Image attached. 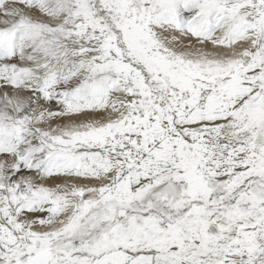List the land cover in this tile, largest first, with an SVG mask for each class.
<instances>
[{
    "label": "rangeland",
    "instance_id": "374dc122",
    "mask_svg": "<svg viewBox=\"0 0 264 264\" xmlns=\"http://www.w3.org/2000/svg\"><path fill=\"white\" fill-rule=\"evenodd\" d=\"M22 1L0 0V3L5 2L9 9L16 10L18 8L17 18L20 23H22L21 20L25 22L27 20L28 23L25 25H34L35 27L43 24L49 29H45L48 32L55 31L56 28H63L66 32L71 31L79 21L86 23V25L91 24L93 33L98 36L94 43L109 42L108 49L123 53L122 60L130 66L132 73L112 76L109 71L104 70L98 74L92 82L93 84L97 83L101 90L96 88L94 92H97L93 94L92 98L101 103L92 107L87 104L86 99L88 97L82 94V89L88 82L85 81L87 75L81 73L82 75H78L69 83L63 82L65 73L63 70L61 71L58 55L64 53L63 55L69 56L66 49L71 47L68 46L71 44H74L73 48L76 45L80 47V50L85 49L90 53H93L96 47L80 45L76 43L74 38L67 40L65 32L62 36L61 48L53 49L54 55L46 54L38 57L37 67L33 63V56L38 51L37 47L30 56H19L18 50L17 52L13 51L14 56H8L6 50L10 49V46L0 50V64L8 66L10 69L3 75L4 78L0 83V195L4 192L5 197L12 199H18L23 194H25V197L23 195L24 198H31L28 192L29 186L48 187L52 183V178L57 180L55 177L36 174L32 179L33 183L28 184L27 187L22 176L25 172L34 171L33 166L25 161H22L20 166L17 165V162L25 158L24 156L28 158L40 157L39 152L40 147H42L41 144L44 142L42 141L44 134L54 130V133L57 134L54 136L58 137L62 130L72 131L76 129L78 124L83 126L87 122L94 123L93 119L96 120L97 116H100L99 119L103 120L102 123H104L109 121L107 116L113 115L116 110L119 114H127L134 106L140 107L135 104L140 99L143 100L141 92L138 91L137 79L142 80L147 88H152L144 69L138 65H133L126 58L122 31L109 13L112 4L110 0H45V2H57L58 6H55L53 11L43 9L38 0H33L31 4L30 2L23 4ZM27 1L25 0V2ZM68 1L72 3L77 1L76 8L67 7L70 5ZM188 1H190L188 3L189 12L200 11L207 5L205 0ZM232 1L237 4L238 0ZM168 2V16L172 19L167 25L171 26L170 30L175 28L176 33H182V39H178L176 36L167 42L164 41L163 36L166 32L161 31L160 23L166 22L150 20L154 10L159 7L154 0H142L145 7L142 12L141 8L135 6L130 9L137 30L142 35L149 36L148 39L152 43L149 46L154 44L152 47L159 50H154L152 55L146 53L147 58L161 55L162 51L160 50L166 47L170 60L173 58L172 60L183 65L187 62L186 64L190 66L196 62L197 72L208 73V75H213L222 68L230 70L243 68L244 66L240 63L244 59L247 60L246 68L250 66V63H253L251 67L255 64L256 70L250 71L248 74L244 73L252 82L249 95L243 99L237 98L235 100L239 102L232 104V108L228 112L230 117L227 121L216 123H227L228 128L224 132L225 134L221 132L225 140L219 144L216 143L215 146L225 148V152L230 151L233 158L224 156L225 163L221 165L214 163L211 171L206 169L205 172H201L204 176L198 175L197 169H189L190 173L187 175L179 169L159 171L156 179L152 180L150 185L137 187L131 192L130 198L125 201L115 197L116 195L112 191L93 192L94 185L91 184L94 181L97 182V178H91L94 181L92 180L90 184L89 179V181L85 180V187L87 186L84 192L86 205H83V201L79 198L71 209L69 200V204L65 205L66 208L69 207L66 212H69L71 218L61 225L62 214L56 217L55 221L49 219L50 221L41 223L32 222V228H36L40 233L43 231L40 237L26 238L19 234L22 229L18 230L16 232L18 244L9 254L1 257L0 264H166V259L170 260L171 263L181 264L179 260H175V256L180 253L178 247H175L174 250V246L178 245L174 231L177 229L185 230L190 227H193L195 231L206 229L212 216L224 217L229 213H235L237 208L245 205L248 199L254 201V204L256 197L263 195L264 159L262 165L254 158L258 153L254 147V134L264 126V0H248V4L243 1V4H237L230 9L222 6L220 11L222 14L212 12L209 15H196L193 18L194 21L197 20L195 23L193 22L191 25L184 23L181 26L178 22H182L183 16L179 17L181 15L175 13L178 9L175 2L170 0ZM228 5L230 4L228 3ZM171 9H175V11L171 12ZM86 11L89 13L87 19L81 20L79 15ZM157 13L158 11L153 15ZM70 22H74L75 25H71ZM177 24L178 26H176ZM14 35L20 40L25 39L30 34L21 30ZM245 36H250L252 40L256 39L250 51L241 45L242 41H246L245 38H242ZM121 40L123 41L121 42ZM147 45L142 46L146 47ZM66 46L68 47L66 48ZM144 51L145 49L142 48L143 54ZM76 52L79 50L76 49L75 54H77ZM108 55L109 52L107 51L106 58ZM70 58L71 66H76L78 62L73 56ZM29 63L32 66L28 67ZM211 67H213V73H211ZM56 69L60 76L54 78ZM14 78L17 79L13 83ZM38 81L40 82L39 90L34 92ZM234 83L239 89L241 82L235 79ZM22 88H25L26 93L29 94V99L27 98L23 107L19 105V108L16 109L14 103H19V100L17 101L20 94L18 90H22ZM159 89L154 91L152 96L153 108L155 107L158 113L165 110L172 111L170 105H165L170 101L167 95H172V92L164 93ZM129 90L130 92L133 91L130 93L133 101L127 99L129 95H123ZM206 91L200 95L201 98L214 99L212 97L217 90L210 92L209 85H207ZM32 93L34 96L39 94L38 98L31 100ZM43 98L49 103L45 104ZM54 103L58 104L57 108L49 109ZM69 104H72L74 111L65 114L64 109H67ZM4 107L8 112L6 115H4ZM75 111L77 113L74 114ZM96 111L99 113L93 115ZM155 115L159 124L162 125L161 127H164L163 118L159 114ZM68 138L66 137V139ZM10 143L14 152L7 148ZM211 160L212 156L208 158V161L211 162ZM47 162L48 160H45L43 164L47 166ZM6 164H8V168H5ZM233 165L246 168L231 172L230 169ZM74 169L76 168L74 167ZM223 169L227 171L229 176L221 179L214 177L217 172ZM211 175H214L215 179ZM18 187V191L22 192L21 194L16 193ZM122 205H126V207L123 208ZM262 209L264 211V207ZM108 210L115 212L114 215L111 214L110 222L106 225L93 226V219L98 220L99 216L104 215ZM261 219L262 223L259 224L261 226L254 224L246 232H249V235H254L257 232L262 240L258 246L264 250L263 215ZM136 223L139 225V229L134 230L133 233L131 231L132 226ZM4 227L10 230L14 226L9 224L4 225ZM143 229L152 231L151 234L161 240L162 244L159 247L165 249L171 247L169 252L166 254L163 250H157V255L147 253L145 250L135 252L128 250V243L123 241L128 238L129 235L127 234L139 235L136 242L138 243L139 240L144 246L145 237L141 234ZM118 230L125 232L123 233V240L116 239L115 233ZM159 258L161 262H158ZM261 259L258 264H264V257ZM255 262L256 260L253 259H243L241 264H255Z\"/></svg>",
    "mask_w": 264,
    "mask_h": 264
},
{
    "label": "bare ground",
    "instance_id": "6f19581e",
    "mask_svg": "<svg viewBox=\"0 0 264 264\" xmlns=\"http://www.w3.org/2000/svg\"><path fill=\"white\" fill-rule=\"evenodd\" d=\"M168 1L154 0L159 7L154 10L153 14L156 11L158 13L155 15L152 14L150 19L151 21L161 20L166 22L160 23L161 31L166 32L163 36L165 42L173 37L176 38V36L178 39H182V33H176L175 28L170 30L171 26L167 25L170 24L168 22L172 19V17L170 18L168 16ZM170 1L175 2L178 7L175 13L180 14L181 16L179 17L183 16V19H181L182 22H178L180 26L184 23L188 25H191L193 22L195 23L197 20L194 21L193 18L196 15H209L212 12L222 14L220 12L222 6L230 9L237 4H243V1L248 4V0H238L237 4L232 0H205L207 5L204 9L199 8L200 11L189 12L188 3L190 1ZM28 2L31 4L33 0H28L27 2L25 0L22 1L23 4H28ZM76 2L72 3L70 1L69 4L71 6L69 5L67 7L76 8ZM38 3L43 9H48L49 11H53L55 6H58L56 4L57 2H45V0H38ZM110 3H112L109 11L110 16L118 24L125 40L126 58L133 65H138L141 69H144L152 88H147L142 80H136L135 78L139 86L138 91L141 92L143 98V100L140 99L138 103H135L140 107L136 108L134 106L135 109L133 107L132 112L130 111L127 114H119L116 110L113 112V115L110 114V116H107L109 120L105 121L107 123H102L103 120L99 119L100 116H97L96 120L93 119L94 123L87 122L83 126L78 124L76 129L72 131L62 130L59 132L58 137L54 136L55 133L52 130L50 133L43 135L42 141L44 142L41 144L42 147H40L39 158H28L24 156L25 158L23 160L17 162L18 166H20L22 161L33 166L34 171L25 172L22 176L23 180L26 181L25 185L27 187L28 184L33 183L32 179L36 174H39V176L55 177L57 180L52 178V183L48 187L29 186L28 192L31 198L28 199L24 198L25 194H23L24 197L21 195L18 199H12L11 197H5L4 192L1 193L0 259L9 254L18 244L16 238V232L18 230L22 229V232L19 234L26 238L40 237L43 231L40 233L36 228H32V222L38 221L41 223L49 219L55 221L56 217L62 214L61 222L58 221L61 225V223L71 218L69 212H66V209L69 207L72 209L79 198L83 201V205H86L87 201L84 198V192L87 186L85 187V180H90V184L93 179L97 178V182L93 180L94 183L91 184L94 185L93 188L91 187L93 192L112 191L115 193V197H119L120 200L125 201L130 198L131 192L137 189V187L150 185L152 180L156 179L159 171H174L175 169H179L187 175L190 173L189 169H197V174L204 176L201 172H205L206 169L207 171H211L214 163L219 165L225 163L224 156L233 158L231 157L232 153L230 151L225 152V148L215 146L216 143L219 144L225 140L221 132L225 134L224 132L228 128L226 126L227 123H216L227 121L230 117L228 112L232 108V104L239 102L235 100L237 98L243 99V97L249 95L252 82L249 81L244 73L248 74L250 71L256 70L254 68L255 64L251 67L253 63H250V66L246 68L245 63H247V60L244 59L240 63L244 66L243 68H237V70L231 69L232 71L228 68H222L217 73L208 75V73L197 72L196 62L190 66L186 64L187 62L183 65L172 60L173 58L170 60L166 47L160 50L162 51L161 55H154L152 57L151 55L154 53V50H159L152 47L154 44L149 46L152 44L148 39L149 36L142 35L137 30L130 10L135 6L139 9L141 8L142 12L145 8L142 0H110ZM17 10L18 8L16 10L9 9V6L5 2L0 3V50L10 46V49L6 50L9 54L8 56H14L13 51L17 52V50L19 56H30L37 47L38 51L33 56V63L37 67L38 57L46 54L54 55L52 50L56 49V47L61 48L62 36L66 30L56 28L55 31L51 30L48 32L45 30L48 28L43 24L35 27L33 23V26L25 25V23H28L27 20L26 22L21 20L22 23H20L17 18ZM172 11H175V9H171ZM86 12L79 15L81 20L87 19L89 13L88 11ZM126 15L127 17H125ZM179 17L178 19H180ZM70 24L75 25L74 22H70ZM21 30L30 35L25 37V39L18 40L14 34ZM66 36L67 40L74 38L76 43L80 45H87L92 48L96 47L95 51L90 53L85 49L80 50V47L76 45L73 48L74 44L68 45L71 46H66V48L68 47L66 50L69 56L63 55L64 53L62 55L60 54L58 55V60L61 63V71L63 70L65 73V77L62 79L63 82L69 83L78 75H82L81 73L87 75L85 81L88 82L82 89V94L88 97L86 99L88 105L92 107L98 106V103L100 104L101 102L92 97L97 92H94L95 89L101 90V88L97 86V83L93 84L92 80L104 70L109 71L112 76L121 73H132V70L122 60L123 53L117 50L113 52L111 49H108L109 42L100 41V43H94L98 39V36L93 33L91 24L86 25V23L79 21L71 31L66 32ZM242 38H245L246 41H242L241 45L250 51L256 39L252 40L250 36ZM142 45L147 46L143 47ZM214 47L217 46L214 45ZM142 48L145 49L144 54L141 52ZM76 49L79 50V52H76L77 54H75ZM107 51L109 55L106 58ZM146 53H152L150 55L151 57L147 58ZM70 56H73L76 62H78L76 66H71ZM30 66L32 65L29 63L28 67ZM7 71H10L9 67L0 64V83L2 82V78H4L3 75ZM213 72V67H211V73ZM25 75L27 77L26 73ZM59 76L60 73L56 69L54 78ZM16 79H13V83ZM235 79L241 82L239 89L234 83ZM37 83L38 85L34 89V92L35 90L37 92L39 90L40 82L38 81ZM207 85H209L210 92L217 90L212 100L204 99L200 96L202 93L207 92ZM159 88L164 93L172 92V95H167L170 101L165 104L170 105L172 111L165 110L158 113L155 107L153 108L154 102L152 96L155 93L154 91ZM91 90L93 91L90 92ZM18 91L20 92L17 99L19 103H14V105L16 104V109L19 108V105L23 107L27 98L29 99V94L26 93L25 88ZM132 92L129 90L123 95H129L127 99L133 101L130 94ZM38 95L34 96L32 93L30 99H36ZM42 100H44L45 104L49 103L44 98ZM54 104H52V107H47L49 109H56L58 104ZM4 110V115L8 114L5 107ZM73 111L72 104H69L67 109H64L65 114ZM98 113L96 111L93 115ZM155 114H159L163 118L164 127H161L162 125L159 124ZM66 137H69V140ZM254 147L256 152H258L254 158L262 164L264 159V126L259 128L254 134ZM7 148L11 149V152H14L11 143L8 144ZM211 156L212 160L210 162L208 158ZM45 160H48L47 166L43 164ZM5 168H8V164L5 165ZM245 168L243 166L236 167L233 165L230 170L233 172L244 170ZM215 175H211L213 179H215L214 177L221 179L229 176L224 169ZM19 187L16 189V193L21 194L22 192L18 191ZM69 200L70 206L66 208ZM255 200L257 203L255 201L253 204L254 201L252 202V200L248 199L245 205L237 208V212L229 213L224 217L220 215L212 216L210 219L208 217L210 222H208L207 228L201 231H195L193 227L174 231L175 240L178 241V245L174 246V250L178 247L180 253L175 256V260H179L181 264H241L243 259H253L254 261L262 260L264 250H261L258 246L262 242L260 235L257 232L254 235H249L250 233L246 232L254 224H261V217L262 215L264 216L262 209L264 207V192L263 195L256 197ZM122 206L123 208L126 207V205ZM114 213V211L108 210L107 213L99 216V219L97 218L98 220L93 219L92 225L95 227L106 225L112 218L111 214L114 215ZM9 224L14 226L10 230L4 227V225ZM138 226L137 223L134 224L131 231L134 233V230L139 229ZM151 232L142 230L141 234L145 237L144 246L141 245L139 240L138 243L136 242V238L139 235L127 234L129 235L128 238L123 240L122 237L125 232L118 230L115 236L116 239L120 238L124 243H128V250L131 252L145 250L147 253L158 255L157 252L163 250L167 254L171 247H168V249L159 247L162 244L161 240L154 237ZM124 236L126 237V235ZM158 262H161L160 258ZM165 262L166 264H175L173 262L171 263L168 259Z\"/></svg>",
    "mask_w": 264,
    "mask_h": 264
},
{
    "label": "water",
    "instance_id": "95a60500",
    "mask_svg": "<svg viewBox=\"0 0 264 264\" xmlns=\"http://www.w3.org/2000/svg\"><path fill=\"white\" fill-rule=\"evenodd\" d=\"M255 264H258V261H256Z\"/></svg>",
    "mask_w": 264,
    "mask_h": 264
}]
</instances>
